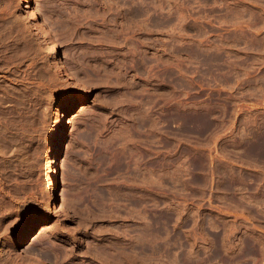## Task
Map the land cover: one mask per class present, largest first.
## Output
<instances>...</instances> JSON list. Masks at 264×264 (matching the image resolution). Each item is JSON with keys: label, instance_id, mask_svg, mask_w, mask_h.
Segmentation results:
<instances>
[{"label": "rangeland", "instance_id": "obj_1", "mask_svg": "<svg viewBox=\"0 0 264 264\" xmlns=\"http://www.w3.org/2000/svg\"><path fill=\"white\" fill-rule=\"evenodd\" d=\"M35 5L0 0V264H264V0Z\"/></svg>", "mask_w": 264, "mask_h": 264}, {"label": "bare ground", "instance_id": "obj_2", "mask_svg": "<svg viewBox=\"0 0 264 264\" xmlns=\"http://www.w3.org/2000/svg\"><path fill=\"white\" fill-rule=\"evenodd\" d=\"M24 4H26V7L29 8V12H28L29 17L36 23V25L39 28L45 27V21H44V19L41 18L38 6H36V5L33 6V0H24ZM48 28H50V27H48ZM46 30H48V29H46ZM51 44H52L53 58L58 59L59 54H57V50H58L57 49V43L54 40H51ZM66 68L67 67L64 68L66 70V74L69 76H73L75 82L78 85L84 86V82L81 80V78L77 74L71 73L72 71H69V68L68 69H66ZM83 102H84L83 99H80L76 103L67 107L64 115H62L60 118V122H61L62 127H61V130L59 131V133L57 135L56 145L53 148V152H52V163H53L52 171L49 172V175L47 178V182L49 185V193H48L49 195L48 196L55 198V202L52 205V208L58 209L60 206V198H59V193H58L59 179H58L57 175H58V170H59V158H60V154H61L62 144L65 142L67 135H68V131H69L66 118L70 117L78 108H80L81 105L83 104ZM41 225L42 224L40 222L34 223L21 237L19 245L20 246H27L30 238L36 232H38ZM26 250L28 251V254H30V256H32L36 262H38V264H47V260L44 259L38 252L30 250L29 247H26Z\"/></svg>", "mask_w": 264, "mask_h": 264}]
</instances>
